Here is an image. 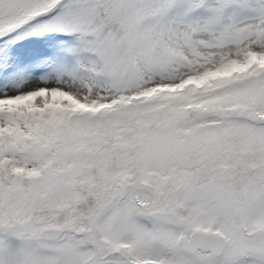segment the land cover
I'll return each mask as SVG.
<instances>
[{
    "label": "snow or ice",
    "instance_id": "snow-or-ice-1",
    "mask_svg": "<svg viewBox=\"0 0 264 264\" xmlns=\"http://www.w3.org/2000/svg\"><path fill=\"white\" fill-rule=\"evenodd\" d=\"M0 264H264V0H0Z\"/></svg>",
    "mask_w": 264,
    "mask_h": 264
}]
</instances>
